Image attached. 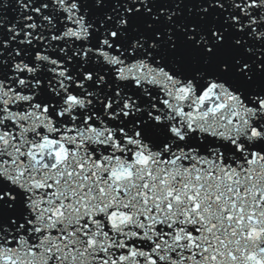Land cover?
Segmentation results:
<instances>
[{
	"label": "snow or ice",
	"instance_id": "snow-or-ice-1",
	"mask_svg": "<svg viewBox=\"0 0 264 264\" xmlns=\"http://www.w3.org/2000/svg\"><path fill=\"white\" fill-rule=\"evenodd\" d=\"M0 264H264V0H0Z\"/></svg>",
	"mask_w": 264,
	"mask_h": 264
}]
</instances>
